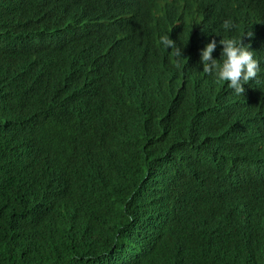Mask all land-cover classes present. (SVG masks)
<instances>
[{"label":"trees","instance_id":"obj_1","mask_svg":"<svg viewBox=\"0 0 264 264\" xmlns=\"http://www.w3.org/2000/svg\"><path fill=\"white\" fill-rule=\"evenodd\" d=\"M121 1L0 0V264H264V71L236 95L199 63L243 35L264 69V0H133L119 20ZM81 40L121 57L116 94Z\"/></svg>","mask_w":264,"mask_h":264},{"label":"clouds","instance_id":"obj_2","mask_svg":"<svg viewBox=\"0 0 264 264\" xmlns=\"http://www.w3.org/2000/svg\"><path fill=\"white\" fill-rule=\"evenodd\" d=\"M222 27L225 30H230L235 27L234 23L229 19L223 22ZM244 35L249 37L253 36V32H248ZM242 36L238 38L222 37L218 42L216 40H210L201 50L199 55V63L202 65V72L206 75H211L216 81L225 82L227 89L231 90L234 94L239 95L244 93V85L248 84L250 81H254L255 78L264 69H261L260 59L256 56V51L252 50L250 44H245L242 42ZM217 43L222 45L220 51V58H214L213 52L217 47ZM158 45L168 51L176 61L175 66L179 67L182 56V46H178L175 41L169 38V34H162L158 38ZM254 161H250L247 164L251 166H244L246 169H250L254 165ZM206 177L202 181V189L208 191L207 198L210 203H219L214 198L215 192L212 188L213 183L216 181L217 177L210 176L206 170ZM226 194L230 195L229 201L235 203L239 195H236L234 191H225ZM201 203L200 200L196 201ZM239 202V199H237ZM236 208L235 206H232ZM219 241H211L212 247H219L221 244L225 246H231L236 240L238 241V236L236 234H225L218 236ZM238 246V245H237ZM242 246L240 245L241 249ZM232 248H227L226 251ZM242 252V251H241ZM245 256V255H244Z\"/></svg>","mask_w":264,"mask_h":264},{"label":"water","instance_id":"obj_3","mask_svg":"<svg viewBox=\"0 0 264 264\" xmlns=\"http://www.w3.org/2000/svg\"><path fill=\"white\" fill-rule=\"evenodd\" d=\"M132 5H133V0H125V1H121V4L119 6H117V9H113V6H108V11L112 14V11L114 13H116V16H118V19L121 20V16H123L124 13H128L130 15L133 14L132 11ZM164 13H160V14H155L157 16H162ZM83 23V21L81 22ZM32 29V28H31ZM31 33L34 32V29H32L30 31ZM77 32H74V36H76ZM85 33L84 32H80L79 33V37H74L73 40L74 41H79L80 39H82L84 37ZM75 43V42H74ZM80 46L75 44V48H72L75 50L76 54H81L79 55V59L81 62H83V64H81V67L84 68L86 73V76L91 77L94 73V69L95 67L99 70V74H101L98 78H101L102 82L106 81L107 84L110 86V94L114 95L116 94V92H118L121 83H123V75L124 73H122L119 70H116L113 67V64L119 60H121L118 54H115L113 52V50L109 47V42H106V45L104 43H102L101 40H97V41H93V40H88V42L86 40H81L79 42ZM51 47H54L56 49H54V52L57 53L58 49H66L68 48V46L66 45H58L54 44L51 45ZM119 51V48H116ZM53 50V49H52ZM48 52L49 51V46L45 45L44 48L41 49H37L36 52ZM69 56V54H67L66 58ZM86 60H89L90 65L88 63H84ZM68 64L70 65H62V66H57L55 69H67L70 70L72 72L78 73V68L75 66V64L77 62H74L72 60H68L67 61ZM122 65L128 67L127 65H125L123 63V61L121 62ZM116 66H120V65H116ZM133 67V66H131ZM51 66H47L46 70L50 71L51 73ZM130 69V68H129ZM105 71H110L111 74H104L103 72ZM131 72L133 73V71L131 70ZM13 71H11L10 73H8V76H12ZM79 74V73H78ZM82 108V106H80Z\"/></svg>","mask_w":264,"mask_h":264},{"label":"bare ground","instance_id":"obj_4","mask_svg":"<svg viewBox=\"0 0 264 264\" xmlns=\"http://www.w3.org/2000/svg\"><path fill=\"white\" fill-rule=\"evenodd\" d=\"M117 6V5H116ZM174 11L176 12V10L174 9ZM152 16V15H151ZM152 18V17H151Z\"/></svg>","mask_w":264,"mask_h":264}]
</instances>
